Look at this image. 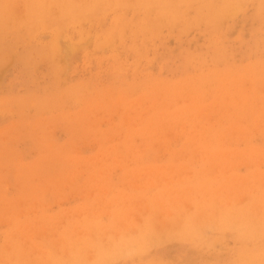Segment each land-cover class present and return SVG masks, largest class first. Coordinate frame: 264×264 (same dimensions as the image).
Wrapping results in <instances>:
<instances>
[{"label":"rangeland","instance_id":"rangeland-1","mask_svg":"<svg viewBox=\"0 0 264 264\" xmlns=\"http://www.w3.org/2000/svg\"><path fill=\"white\" fill-rule=\"evenodd\" d=\"M261 3L0 0V264H264Z\"/></svg>","mask_w":264,"mask_h":264},{"label":"bare ground","instance_id":"bare-ground-1","mask_svg":"<svg viewBox=\"0 0 264 264\" xmlns=\"http://www.w3.org/2000/svg\"><path fill=\"white\" fill-rule=\"evenodd\" d=\"M155 2H156V1H155ZM156 4H157V3H156ZM260 5H262V3H261ZM155 6H156V5H155ZM262 6H264V5H262ZM262 6H260V7H262ZM231 8H233V7H231ZM262 8H264V7H262ZM161 10H163V9H161ZM221 10H223V9H221ZM226 10H227V9H226ZM216 11H217V10H216ZM227 11H228V13H226L225 16H226L227 14L230 13L229 10H227ZM230 11H231V9H230ZM162 12H163V11H162ZM171 12H172V11H171ZM217 12L220 13L221 11L219 10V11H217ZM215 13H216V12H215ZM215 13H214V14H215ZM218 13H216V14H218ZM164 14H165L166 18L169 17V16L166 15V14H168V12H167V13H164ZM211 14H212V13H211ZM214 14H213V15H214ZM216 14H215V15H216ZM171 15H173V14L171 13ZM219 15H220V14H218V17H219ZM223 15H224V14H223ZM163 16H164V15H163ZM165 16H164V17H165ZM173 16H174V15H173ZM221 16H222V14H221ZM175 17H176V16H175ZM175 17H174V18H175ZM210 17H211V16H210ZM223 17H224V16H223ZM170 18H171V17H169V19H170ZM175 19H176V18H175ZM208 19H210V18H208ZM208 19H207V20H208ZM211 21H212V20H211ZM216 21H217V20H216ZM167 22H168V21H167ZM170 22H171V21H170ZM170 22H169V23H170ZM209 22H210V21H209ZM190 23H191V22H190ZM212 23H214V20L212 21ZM221 56H222V55H221ZM236 77H237V76H236ZM238 78H239V77H238ZM232 80H233V79H232ZM234 80L236 81V79H234ZM237 80H238V79H237ZM238 82H239V81H238ZM238 82L236 81V82H234V83H235V84H236V83L238 84ZM225 83H226V82H225ZM192 84H193V83H192ZM189 85H190V84H189ZM221 85H223V84H221ZM225 88H227V87H225ZM193 90H194V89H193ZM217 90H218V89H217ZM220 91H221V90H220ZM196 92H199V91H196ZM197 94H198V93H197ZM122 99H123V98H122ZM192 104H194V102H193ZM192 104H191V105H192ZM195 104H197V103H195ZM195 104H194V106H195ZM200 104H203V102L200 103ZM191 105H189V106H191ZM192 106H193V105H192ZM192 106H191V107H192ZM201 107H202V106H201ZM201 107H199V108H201ZM195 108H196V107H195ZM199 108L197 107V109H199ZM197 109H196V110L193 109V110H195V111L197 112V111H198ZM203 109H204V108H203ZM185 110H186V109H185ZM185 110H182L184 114H186L185 112H187V110H186V111H185ZM193 110H191V111H193ZM199 110H200V109H199ZM182 111H181V113H182ZM200 111H201V110H200ZM196 112L193 111L192 114H194V113H196ZM198 113H199V112H198ZM190 114H191V112H190ZM187 115H188V114H187ZM196 115H197V114H196ZM204 115H205V114H204ZM204 115H203V117H205ZM230 115H231V114H230ZM230 115H229V116H230ZM192 116H193V115H192ZM227 116H228V115H227ZM234 116H236V115H234ZM223 117H224V116H223ZM207 118H208V117H207ZM217 118H218V117H217ZM219 118H220V117H219ZM226 118H228V117H226ZM214 121H215V120H214ZM217 121H218V120H217ZM142 122H143V121H142ZM192 122H193V121H192ZM193 123H194V122H193ZM193 123H192V124H193ZM208 123H209V122H208ZM211 123H212V122H211ZM213 123H215V122H213ZM213 123H212V124H213ZM216 123H217V122H216ZM216 123H215V124H216ZM206 124H207V122H206ZM215 124H214V125H215ZM218 124H219V122H218ZM216 125H217V124H216ZM237 125H238V123H237ZM192 126H193V125H192ZM194 126H195V128H196L197 125H194ZM204 126H205V125H204ZM206 126L212 127V126H210V125H206ZM218 126H219V125H218ZM202 127H203V126H202ZM216 127H217V126H216ZM216 127H215V128H216ZM198 128H199V127H198ZM203 129H204V128H203ZM205 129H206V128H205ZM207 129H209V128H207ZM213 129H214V128H213ZM213 129H210V131H211V130L213 131ZM192 130H193V129H192ZM192 130H191V131H192ZM214 130H215V129H214ZM152 131H153V130H152ZM223 131H224V133H225V131H227V130H223ZM104 132H105V131H104ZM153 132H154V131H153ZM188 132H189V131H188ZM188 132H187V133H188ZM195 132H198V130H196ZM200 132H201V131H200ZM207 132H208V134H209V131H207ZM227 132H229V131H227ZM193 133H194V131H193ZM202 133H203V132H202ZM204 133H205V130H204ZM224 133H223V134H224ZM229 133H230V132H229ZM229 133H228V134H229ZM103 134H104V133H103ZM107 134H108V133H107ZM208 134H206V135L208 136ZM183 135H184V134H183ZM188 135H189V134H188ZM191 135H193V134L191 133ZM191 135H190V136H191ZM221 135H222V134H221ZM186 136H187V135H186ZM218 136H219V135H218ZM222 136H223V135H222ZM222 136H221V137H222ZM225 136H228V135H226V133H225V134H224V137H225ZM229 136H230V138L228 139L229 141H228V140H227V141H228V142L233 141V140L231 139V135H229ZM229 136H228V137H229ZM183 137H184V136H183ZM202 137H203V136H202ZM205 137H206V136H205ZM228 137H227V138H228ZM162 138H163V137H162ZM203 138H204V137H203ZM211 138H212V137H211ZM218 138H220V137H218ZM233 138H234V137H233ZM155 139H156V138H155ZM185 139H186V138L184 137V140H185ZM189 139H190V138H189ZM189 139H188V141L186 142V143H187V144H186L187 146H188L189 141H190ZM191 139H193V138L191 137ZM207 139H208V137H207ZM144 140H146V139H144ZM208 140H210V139H208ZM208 140H206V141H208ZM212 140H213V139H212ZM212 140H211V141H212ZM234 140H235V139H234ZM146 141H147V140H146ZM150 141H151V140H150ZM185 141H186V140H185ZM185 141H183V142H185ZM211 141H209V142H211ZM148 142H149V141H148ZM148 142H147V143H148ZM204 142H205V141H204ZM209 142H208V143H209ZM212 142H213V141H212ZM214 142H215V141H214ZM218 142H219V141H218ZM183 144H184V143H183ZM200 144H201V143H200ZM211 144H212V143H211ZM211 144H209V145H211ZM189 145H190V144H189ZM201 145H202V144H201ZM203 145H204V144H203ZM209 145H208V146H209ZM109 146H110V144H109ZM112 146H113V145H112ZM183 147H184V146H183ZM188 147H189V146H188ZM104 148H105V147H104ZM209 148H210V147H209ZM116 149H117V147H116ZM113 150H114V149H113ZM131 150H132V149H131ZM108 151H109V150H108ZM114 151H115V150H114ZM138 151H139V150H138ZM169 151H170V150H169ZM214 151H215V150H214ZM130 152H131V151H130ZM133 152H135V149H134ZM205 152H206V151H205ZM207 152H209V150H208ZM215 152H216V151H215ZM108 153H109V152H108ZM114 153H115V152H114ZM123 153H124V152H123ZM136 153H138V152H136ZM136 153H135V155H136ZM211 153H212V152H211ZM102 154H103V153H102ZM119 154H120V153H119ZM115 155H116V154H115ZM117 155H118V154H117ZM142 155H143V154H142ZM112 156H113V154H112ZM69 157H70V156H69ZM75 158H76V157H75ZM73 159H74V158H73ZM114 159H115V158H114ZM67 160H68V159H67ZM74 160H75V159H74ZM132 160H133V159H132ZM78 161H79V160H78ZM84 162H86V161H84ZM82 163H83V162H82ZM13 165H14V164H13ZM24 166H25V165H24ZM130 166H131V165H130ZM14 167H15V166H14ZM128 167H129V166H128ZM16 168H18V167H16ZM128 169H129V168H128ZM19 170H20V169H19ZM19 170H17V171H19ZM85 170H86V169H85ZM24 171H25V170H24ZM73 173H74V172H73ZM21 174H22V173H21ZM91 174H92V173H91ZM88 175H89V174H88ZM17 176H18V175H17ZM94 176H95V175H94ZM40 177H41V176H40ZM15 178H17V177H15ZM36 179H37V178H36ZM25 184H26V183H25ZM31 186H33V185H31ZM31 186H30V188H31ZM175 186H176V185H175ZM23 187H24V186H23ZM35 187H36V185H35ZM30 190H31V189H30ZM27 191H28V190H27ZM0 196H1V195H0ZM4 198H5V197H4ZM6 201H7V200H6ZM259 205H261V204H259ZM256 206H258V205H256ZM256 208H257V207H256ZM256 208H255L254 212L256 211ZM260 208H261V207H260ZM260 208H259V209H260ZM257 209H258V208H257ZM245 210H246V209H245ZM228 211H229V209H228ZM258 211H259V210H258ZM221 212H222V209H221ZM230 212H231V211H230ZM252 212H253V211H252ZM227 213H229V212H227ZM227 213H225V215H227ZM244 213H245V212H244ZM258 213H260V212H258ZM262 213H264V211H263V212L261 211V214H262ZM229 214H230V213H229ZM231 214H232V213H231ZM236 214H237V213H236ZM242 214H243V213H242ZM253 214L257 216V212H256V214H255V213H253ZM169 215H170V214H169ZM192 216H193V215H192ZM221 216H223V215H221ZM236 216H237V215H236ZM238 216H239V214H238ZM256 216H255V218H256ZM259 216H260V214H259ZM226 217L229 218V215H228V216H225V218H226ZM249 217H250V215H249ZM252 217H253V216H252ZM263 217H264V216H263ZM223 218H224V217H223ZM239 218H241V217H239ZM247 218H248V217H247ZM260 218H261V217H260ZM242 219H243V218H242ZM253 219H254V218H253ZM222 220L224 221V219H222ZM222 220H221V222H222ZM249 220H250V219H249ZM259 220H260V219H259ZM262 220H263V219H262ZM207 221H208V220H207ZM226 221H227V220H226ZM239 221H240V219H239ZM190 222H191V221H190ZM195 222H196V221H195ZM256 222H257V221H256ZM197 223H198V222H197ZM212 223H213V222H212ZM212 223H211V224H212ZM223 223H224V222H223ZM250 224H251V223H250ZM188 225H189V224H188ZM219 225H220V222H219ZM221 225H222V224H221ZM205 226H206V225H205ZM257 226H258V225H257ZM257 226L255 225V227H257ZM259 226H261V225L259 224ZM241 227H242V226H241ZM252 227H254V225H253ZM255 227H254V228H255ZM138 228H139V227H138ZM189 228H190V227H189ZM250 228H251V227H250ZM250 228H246V229L249 230ZM141 229H142V228H141ZM141 229H140V230H141ZM191 229H192V228H191ZM258 229H260V228H258ZM258 229H257V230H258ZM261 229H262V226H261ZM263 229H264V226H263ZM135 230H136V229H135ZM145 230H147V229H145ZM148 230H150V228H149ZM197 230H198V228H197ZM247 230H245V228H244V232H245V233H248ZM255 230H256V229H255ZM147 232H148V231H147ZM149 232H150V231H149ZM186 232H187V231H186ZM233 232H234V231H233ZM240 232H243V231L241 230ZM137 233H139V232H137ZM151 233H153V232H151ZM235 233H236V232H235ZM255 233H256V232H255ZM174 234H175V233H174ZM193 234H194V233H193ZM200 234L202 235V233H200ZM204 234H205V233H204ZM237 234H238V233H237ZM237 234H236V235H237ZM257 234H258V232H257ZM257 234H255V235H257ZM262 234L264 235V232H262ZM135 235H136V233H135ZM138 235H139V234H138ZM151 235H152V234H151ZM182 235H183V234H182ZM194 235H195V234H194ZM241 235H242V234H241ZM251 235H252V234H251ZM253 235H254V232H253ZM260 235H261V234H260ZM263 235H262V236H263ZM190 236H191V235H190ZM198 236H200V235H198ZM202 236H203V235H202ZM243 236L245 237L244 234H243ZM247 236H250V235L248 234ZM247 236H246V237H247ZM257 236H258V235H257ZM127 237H129V236H127ZM132 237H133V235H132ZM158 237H159V236H158ZM158 237H157V238H158ZM236 237H237V236H236ZM238 237H241V236L239 235ZM238 237H237V238H238ZM244 237H243L242 239H244ZM252 237H253V236H252ZM121 238H122V237H119V239H121ZM123 238H124V237H123ZM141 238L144 239L143 236H142ZM237 238H235V239H237ZM250 238H251V237H248L246 240H249ZM117 239H118V238H117ZM117 239H116V241H117ZM119 239H118V241H119ZM126 239H127V238H126ZM128 239H129L128 242H129V245H130V242H131L132 239H130V237H129ZM148 239H149V238H148ZM238 239H239V241L241 240L240 238H238ZM253 239H254V238H253ZM149 240H150V239H149ZM116 241L114 240V242H116ZM114 242H113V243H114ZM240 242H241V241H240ZM113 243H112V244H113ZM120 243H122V244H125V243L128 244V243L125 241V239H124V242L121 241ZM120 243L117 242L116 244L120 245ZM131 243H132V242H131ZM112 244H111V245H112ZM116 244H115V245H116ZM122 244H121V245H122ZM138 244H139V243H138ZM253 244H254V243H253ZM121 245L118 246V247H120V248H121V247H124V245H122V246H121ZM240 245H242V244H240ZM126 246H127V245H126ZM139 246H141V245L139 244ZM147 246H148V245H147ZM112 247H113V245H112ZM118 247H117V248H118ZM131 247H132V244H131ZM108 248H109V247L107 246V249H108ZM104 249H105V248H104ZM132 249H133V248H132ZM132 249H131L130 252H132ZM110 250H111V249H110ZM129 250H130V249H128V251H129ZM133 250H134V249H133ZM238 250H239V249H238ZM104 251H105V250H104ZM124 252H125V248H124ZM128 253H129V252H128ZM102 254H103V253H102ZM102 254H101V255H102ZM111 254H112V253H111ZM114 254H115V253H113V256H114ZM121 254H122V253H121ZM138 254H139V253H138ZM239 254H240V252H239ZM107 255H110V252H109V254H107ZM71 256H72V255H71ZM103 256H104V254H103ZM115 256H116V255H115ZM115 256H114V257H115ZM124 256H126L125 253H124ZM128 256H131V253H130V255H128ZM239 256H240V255H239ZM74 257H75V254H74ZM76 257H77V256H76ZM91 257H92V256H91ZM122 257H123V255H122ZM80 258H82V257L80 256V257L78 258V263L80 262V261H79ZM76 259H77V258H76ZM83 259H84V258H82V260H83ZM241 259H242V258H241ZM71 260H72V258H71ZM80 260H81V259H80ZM75 261H76V260H75ZM75 261H74V263H75ZM83 261H84V260H83ZM248 261H249V260H248ZM109 262H110V261H109ZM61 263H63V261H62ZM65 263H66V262H65ZM245 263H246V264H249V263H247V262H245ZM245 263H244V264H245ZM230 264H231V263H230ZM239 264H241V263H239ZM242 264H243V262H242ZM250 264H253V262L250 263ZM255 264H256V263H255Z\"/></svg>","mask_w":264,"mask_h":264}]
</instances>
